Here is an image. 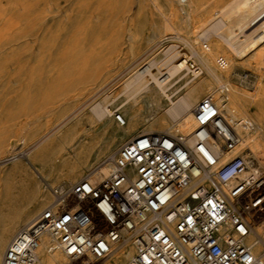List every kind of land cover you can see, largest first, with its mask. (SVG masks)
<instances>
[{"label": "rangeland", "instance_id": "rangeland-1", "mask_svg": "<svg viewBox=\"0 0 264 264\" xmlns=\"http://www.w3.org/2000/svg\"><path fill=\"white\" fill-rule=\"evenodd\" d=\"M229 1L0 0V155H18L0 165V237L13 227L16 233L22 229L28 213L38 215L53 199L51 187L79 182L127 141L149 131L150 123L153 132L175 131L166 114L168 101L144 95L140 105H125L126 97L118 98L134 69L160 61L172 45L193 57L191 63L203 72L199 78L188 76L194 86L206 87L196 98L211 90L232 93L254 128V138L264 144V45L240 59L208 27L207 21ZM208 30L212 37L206 41L202 35ZM193 51L215 54L228 66L224 69L216 60L215 69L229 71L230 77L218 83ZM185 87L183 81L171 90L174 101L189 92ZM106 97L113 115L101 120L95 110ZM116 110L125 115L126 125L115 120ZM134 113L141 123L132 132L128 128ZM66 118L76 140L60 156L49 154L45 160L34 147V134L51 131L47 120L55 124ZM250 160L264 167V158L258 160L254 152ZM10 205L16 208L6 213Z\"/></svg>", "mask_w": 264, "mask_h": 264}, {"label": "built area", "instance_id": "built-area-1", "mask_svg": "<svg viewBox=\"0 0 264 264\" xmlns=\"http://www.w3.org/2000/svg\"><path fill=\"white\" fill-rule=\"evenodd\" d=\"M193 113L190 134H138L106 158L108 175L51 187L2 264H114L129 245L126 264H264V247L248 242L264 221V168L246 152L229 158L242 138L211 98ZM114 118L125 125L120 110ZM17 158L0 155V165Z\"/></svg>", "mask_w": 264, "mask_h": 264}, {"label": "bare ground", "instance_id": "bare-ground-1", "mask_svg": "<svg viewBox=\"0 0 264 264\" xmlns=\"http://www.w3.org/2000/svg\"><path fill=\"white\" fill-rule=\"evenodd\" d=\"M207 22L208 27L212 29L217 34V37L223 43H225V45L233 52L234 55H236L240 59L249 57L251 52L259 51L264 45V0H230L218 11H216ZM257 25H259V27L255 32L247 34L249 32L248 31L246 33L248 28L253 26L256 27ZM202 26L206 25L204 24ZM208 32L209 30L203 32L202 35L206 41L209 40L210 37L208 35ZM206 51L210 52V49ZM206 51H204L203 53H197L193 51L192 54L194 57L197 56L200 58L203 65L207 68V71L211 74L212 77L216 79L218 83H222L221 77L229 78L230 73L226 70H216L215 62L217 59L215 57V54L207 55ZM261 56H264V52L261 54ZM193 59V57L183 54L181 47L172 45L164 52V58L160 61L157 62L153 60L139 69H134L128 80L125 82V87L122 95H120L118 98L126 97L127 102L125 105H128L130 103H132V105H137L139 103V99L144 95H151L154 102L160 101L161 99L168 101L170 108L166 111V114L169 116L170 121L174 124L173 127H175V131L169 133L179 132L182 135H188L196 128V121L193 111L202 100H204L205 98H211L214 103L224 111L226 117L236 124V130L242 138V142L236 148V150L231 153L229 158L236 157L242 152H246L248 157L252 158L254 152L258 160L263 159L264 144L258 142L256 138H254V128L251 122L244 117L243 112L238 107L232 93H230L229 95H224L222 92L211 90L207 97H204L201 100H198V98H196L199 90L205 89L206 87L205 85H202L203 83L201 84V86H194V79L190 81V78L188 77L190 74H192L193 77L199 78V75L203 74L199 67L197 68L199 70L195 69L196 65L193 64ZM217 62L221 64L223 61H220L218 59ZM221 66L224 69L228 68L226 62H223ZM154 70H157L158 74H155ZM183 81L186 82L185 88L188 87L189 92L178 101H174V95H172L170 92L174 87H176ZM191 84L192 86L189 88ZM91 90L92 89L89 88L88 93H90ZM109 104V98L106 97L104 103H99L97 105L95 114L99 116V119L103 120L105 117L113 115V111L109 109ZM69 119L70 118L59 120L55 124L54 119H49L47 120L45 127H52L51 131L50 129H47L46 131L39 129L35 132L34 147L36 149H39V154L41 153L45 160L49 154H52L53 158L56 156H60L62 152L67 148L66 144H70L76 140L74 138V126H70L71 123H69ZM167 121L168 120H166V122ZM260 121L264 122V115H262ZM34 122L38 123L39 120L35 119ZM140 123L141 119L134 113L132 116L131 126L128 129L132 132L136 131V127L140 125ZM126 124L127 122H125V125ZM153 127L154 123H150V125L146 128L149 131H146V133H152L153 131L150 130H152ZM114 156L115 155L111 157ZM101 165L103 166L96 167L85 177L94 178L98 176L108 175L110 168L109 163L104 162ZM259 166L261 165L259 164ZM69 183L73 184V179H70ZM15 208L16 206L10 205L9 208L6 209V213H10L11 210ZM4 212L5 210H3V213ZM36 216L37 215H34L33 212L28 213L24 218V227L31 225L35 221ZM15 230L16 227H13L8 233L0 237V264H2L4 258L9 237H11L10 235L15 232ZM263 238L264 223L256 226L253 233L248 238V242L251 245H254L256 253H259L263 250ZM115 252L116 262L114 264H122L123 262V264H126L132 257L134 248L132 247V245H129L127 249L121 248L120 246L119 250H116ZM58 258L59 257L55 258L54 256H47L45 257L44 261L46 264H52V262H54Z\"/></svg>", "mask_w": 264, "mask_h": 264}]
</instances>
